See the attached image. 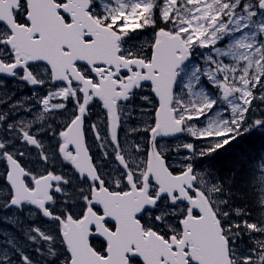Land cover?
Wrapping results in <instances>:
<instances>
[{
    "label": "snow or ice",
    "instance_id": "6c2138e0",
    "mask_svg": "<svg viewBox=\"0 0 264 264\" xmlns=\"http://www.w3.org/2000/svg\"><path fill=\"white\" fill-rule=\"evenodd\" d=\"M257 134L264 0H0V264H264Z\"/></svg>",
    "mask_w": 264,
    "mask_h": 264
},
{
    "label": "flooded vegetation",
    "instance_id": "af4514ba",
    "mask_svg": "<svg viewBox=\"0 0 264 264\" xmlns=\"http://www.w3.org/2000/svg\"><path fill=\"white\" fill-rule=\"evenodd\" d=\"M10 84L11 83H8V87L9 88H11ZM44 88H48V86H40V89H44ZM24 90L29 92V93L32 92V90L29 88V86H25V85H24ZM48 91L49 90L46 89V90H44V92L43 91H39L38 93H42L43 92V95H45ZM53 102H55V101H53ZM97 116H98V112H94L92 117H91V123H96L97 124ZM102 126H103V119H102ZM97 130L101 132V136L104 135L103 128L97 126ZM86 135H87L89 143L90 144H95V138L93 137V134L89 131ZM92 152H93L94 155H99L100 149L98 147H93ZM37 222L39 224L43 223V221L39 217H37ZM0 228H7V229H9L11 231H16L14 228H12L11 225H7V224H0ZM17 235H19V233H17Z\"/></svg>",
    "mask_w": 264,
    "mask_h": 264
},
{
    "label": "rangeland",
    "instance_id": "374dc122",
    "mask_svg": "<svg viewBox=\"0 0 264 264\" xmlns=\"http://www.w3.org/2000/svg\"><path fill=\"white\" fill-rule=\"evenodd\" d=\"M29 102H31V101H29ZM35 107H40L39 105H36Z\"/></svg>",
    "mask_w": 264,
    "mask_h": 264
},
{
    "label": "trees",
    "instance_id": "16d2710c",
    "mask_svg": "<svg viewBox=\"0 0 264 264\" xmlns=\"http://www.w3.org/2000/svg\"><path fill=\"white\" fill-rule=\"evenodd\" d=\"M217 163L219 164L220 162L218 161Z\"/></svg>",
    "mask_w": 264,
    "mask_h": 264
}]
</instances>
